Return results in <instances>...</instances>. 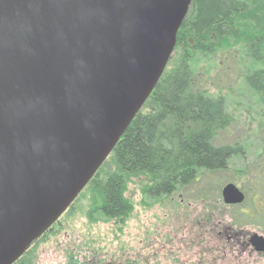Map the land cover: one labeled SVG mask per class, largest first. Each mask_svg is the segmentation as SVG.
<instances>
[{
  "label": "water",
  "instance_id": "water-1",
  "mask_svg": "<svg viewBox=\"0 0 264 264\" xmlns=\"http://www.w3.org/2000/svg\"><path fill=\"white\" fill-rule=\"evenodd\" d=\"M190 0H0V264L84 188L159 81ZM226 205L243 195L232 184Z\"/></svg>",
  "mask_w": 264,
  "mask_h": 264
},
{
  "label": "rangeland",
  "instance_id": "rangeland-1",
  "mask_svg": "<svg viewBox=\"0 0 264 264\" xmlns=\"http://www.w3.org/2000/svg\"><path fill=\"white\" fill-rule=\"evenodd\" d=\"M236 1L245 3L247 7L246 13L241 14L240 24H244L245 30L253 36L262 33L264 45V0ZM259 53L264 58V46ZM255 55L245 39H232L214 55L197 57L192 64L194 88L211 96H222L225 100L230 123L217 134L215 145L240 144L244 150L243 157L231 159L226 172L208 177H202V174L197 183L178 189L167 197L147 196L149 179L144 176H124V197L131 211L117 222L101 219L97 213L101 184L94 183L71 210L67 220L27 257V264H32L34 259L44 263L46 257L47 261L60 258L52 253L51 247L68 239L83 244L84 249H89L90 258L100 262L112 256L117 264H189L196 260L194 255L201 246L196 244L193 249L179 242L195 225V220L199 222L200 235L206 242L221 248L216 253L220 256L219 263L236 264L235 249H232L240 242L225 244L216 232L221 230L217 228V221H224L229 227L231 220L233 224L241 222L246 225L249 220L240 213L250 208V201L259 208L257 197L251 193L255 186L249 168L256 162L264 165V94H254L243 83L244 75L257 69L264 71V60L257 66L251 59ZM229 183L246 192L244 206L228 210L219 201L220 193L215 192L216 188L220 191ZM211 185L215 186L214 191ZM206 187L208 191H205ZM202 192L208 196L203 198ZM206 212L210 213L209 218L205 221L198 218ZM253 222L255 226L246 225L243 232L264 236V220L256 216ZM100 262L92 260L90 264Z\"/></svg>",
  "mask_w": 264,
  "mask_h": 264
},
{
  "label": "trees",
  "instance_id": "trees-1",
  "mask_svg": "<svg viewBox=\"0 0 264 264\" xmlns=\"http://www.w3.org/2000/svg\"><path fill=\"white\" fill-rule=\"evenodd\" d=\"M246 10V4L236 0H190L163 74L95 176L105 179V214L116 217L125 212L121 190L126 175L149 179L147 196L167 197L193 185L202 174L226 172L231 159L244 156L240 144L215 145L217 134L230 123L225 100L194 88L192 64L232 39H245L256 54L253 62L263 64L262 33L253 36L240 24ZM243 83L254 94H264V71L244 75Z\"/></svg>",
  "mask_w": 264,
  "mask_h": 264
},
{
  "label": "flooded vegetation",
  "instance_id": "flooded-vegetation-1",
  "mask_svg": "<svg viewBox=\"0 0 264 264\" xmlns=\"http://www.w3.org/2000/svg\"><path fill=\"white\" fill-rule=\"evenodd\" d=\"M258 161V160H256ZM250 177L253 175V180H254V186L255 189L251 193L254 194L258 202V206L260 210H258L256 207L253 206L252 201H250V208L246 212L240 213V216H243L245 219L249 220V222H246V225L249 226H255L254 225V219L255 217H260L264 220V165H260L257 162L253 164L250 168ZM105 182V179L101 180L100 179H92L88 185L82 190L80 195L76 198V200L70 205V207L62 214V216L44 233L42 234L31 246L30 248L18 259L16 260L13 264H27V257L35 251V249L46 239L49 238L53 231L55 229H58L69 217L71 210L78 204L79 201H81L82 197L90 187L94 183H100L101 184V190H100V198L101 202L97 208V213L101 217V219L104 220H109L110 222H117L119 219H122L126 214H128L131 211V206L130 204L126 201L124 197V180H122V190H121V201L123 205L126 207L125 212L121 216H108L105 214L102 210V204H103V197H102V188H103V183ZM198 181H195L197 183ZM234 185V184H233ZM191 186V185H190ZM235 186V185H234ZM236 187V186H235ZM237 188V187H236ZM208 187H206L205 191L207 190ZM239 192L243 195V200L240 204L237 205H226L221 197V190L219 191V188H216V193H220V202L221 204L227 208L228 210L233 209V208H240L244 206L245 204V199H246V192L242 191L241 189L237 188ZM215 190V189H214ZM213 190V191H214ZM175 193V192H174ZM173 193V194H174ZM218 193V194H219ZM217 194V195H218ZM171 196V195H169ZM208 195L206 192H202V197L206 198ZM209 202V201H208ZM249 205V204H248ZM263 207V208H262ZM262 208V209H261ZM262 213V214H261ZM210 213L206 212V214H201L198 216V218L202 217L203 221H205L207 218H209ZM195 225L192 226L191 228H194L197 233L199 234V238H196L194 242H197V245H200L202 247L201 249V257L198 260V257L194 255V260L193 262H189V264H222L219 263V255L216 254L221 250V248L218 247H212L211 243L206 242V239L200 235V224L196 220L194 221ZM196 223H198L196 225ZM232 223L231 220V227L227 226L224 221H217V228L221 229L216 232V235L218 238L222 239L225 244H230L231 242L239 241L240 243L235 244L233 246V249L235 251L234 255L236 256V264H264V236L252 232V233H247L243 232V229H245V224L243 223ZM240 224L243 225V227H239ZM188 236V235H187ZM181 245L184 243L183 246H190L193 249L195 248L194 244H188L187 242H184L183 240L179 242ZM83 244L80 243H75L74 239H68L67 241H62L60 243H56L53 245L52 248V253L56 254V256H60L58 259H54L51 261H47L46 259H43V262H40L38 259L32 260V264H90L92 260L100 262L95 259H91L89 256V249H84ZM228 247H230L228 245ZM230 249V248H229ZM213 250V251H212ZM56 252V253H55ZM198 252V251H197ZM196 252V254H197ZM38 254V253H37ZM193 257V256H192ZM100 264H117L113 259L112 256H109L107 260L100 262ZM228 264V263H224Z\"/></svg>",
  "mask_w": 264,
  "mask_h": 264
},
{
  "label": "bare ground",
  "instance_id": "bare-ground-1",
  "mask_svg": "<svg viewBox=\"0 0 264 264\" xmlns=\"http://www.w3.org/2000/svg\"><path fill=\"white\" fill-rule=\"evenodd\" d=\"M199 237H200L199 234L197 233V231L194 228H189L186 231V234H185V237L183 238V241L187 242L188 244L196 245L197 242H194V241L196 240V238H199ZM201 249H202V247H199L198 252L196 254V256L198 257V260L201 257Z\"/></svg>",
  "mask_w": 264,
  "mask_h": 264
}]
</instances>
